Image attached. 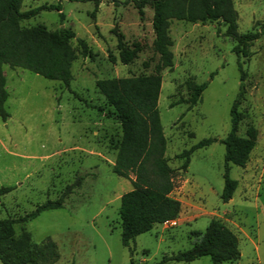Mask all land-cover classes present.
<instances>
[{
    "label": "rangeland",
    "instance_id": "obj_1",
    "mask_svg": "<svg viewBox=\"0 0 264 264\" xmlns=\"http://www.w3.org/2000/svg\"><path fill=\"white\" fill-rule=\"evenodd\" d=\"M233 1L239 32L264 27V0ZM57 3L60 10L42 8L21 24L69 27L91 53L82 55L76 36L71 38L77 56L68 84L3 65L9 115H0V187L10 188L0 192V218L23 215L82 177L61 207L14 223L16 235L27 231L35 242L47 237L56 242L59 257L52 264H159L164 255L192 246L211 217L237 233V258L213 263L202 255L162 264H264V33L238 56L233 50L237 39L225 33L223 21L172 20L173 66L161 71L158 108L165 154L177 169L171 195L180 200V210L174 219L155 223L124 245L120 196L132 185L113 171L121 126L95 80L154 71L153 9L148 2L141 15L134 0H99L97 6L95 0H23L22 9ZM119 32L127 45L137 47V56L127 63L119 58ZM239 60L246 75L238 133L254 125L258 134L246 164L230 163L229 174L238 183L224 201L221 138L230 129V107L241 81ZM203 81L206 87L190 104L189 82ZM208 136L217 140L196 148L187 167L180 168L183 157L177 153Z\"/></svg>",
    "mask_w": 264,
    "mask_h": 264
},
{
    "label": "trees",
    "instance_id": "obj_2",
    "mask_svg": "<svg viewBox=\"0 0 264 264\" xmlns=\"http://www.w3.org/2000/svg\"><path fill=\"white\" fill-rule=\"evenodd\" d=\"M139 13L143 15L144 5L150 3L154 37L153 49L158 53L154 71L125 76L102 77L95 85L104 94L110 113L120 122L121 138L113 163V171L130 179L132 187L120 196L119 215L121 218V239L124 245L139 233L150 230L155 223L175 218L180 210V200L171 195L175 186L176 168L168 162L165 154L166 136L164 134L158 108L162 74L165 67L173 66V38L170 25L173 19L187 21L217 20L226 24L225 33L237 39L233 50L239 56L246 53L244 45L264 33V27L257 30L238 31V11L233 0H134ZM23 0H0V115L3 119L9 115L5 107L8 91L3 65L24 67L50 79H59L69 83L73 77L71 66L77 56L71 38L76 34L73 29L60 25L49 29L42 24L24 26L23 18H28L42 8L61 9L59 3L45 4L22 9ZM99 0H95L97 6ZM61 19L64 14L59 13ZM81 46V54L91 53L87 42L76 36ZM119 58L127 63L137 56V47L125 43L122 33L117 34ZM240 84L230 107V129L221 138L225 145L224 184L221 197L229 200L237 186V179L229 174L230 163L244 166L254 147L258 130L254 125L246 128L245 134L238 133L242 112L238 104L244 93L246 71L241 61ZM214 73L211 72V75ZM190 104H195L207 81L189 82ZM217 140L215 136L203 137L183 148L177 156L183 157L180 168L185 169L191 153L198 147ZM77 177L66 185L65 192L57 198H48L33 210L18 217L0 218V260L4 264H52L59 257L56 242L47 237L41 242L31 239L30 233L23 231L16 235L14 223L27 221L43 209L58 208L73 187L81 183ZM9 186L0 187V192ZM201 237L192 246L166 254L158 262L162 264L170 259L193 260L209 255L213 263L237 258L240 254L237 233L218 217H211L201 232Z\"/></svg>",
    "mask_w": 264,
    "mask_h": 264
},
{
    "label": "crops",
    "instance_id": "obj_3",
    "mask_svg": "<svg viewBox=\"0 0 264 264\" xmlns=\"http://www.w3.org/2000/svg\"><path fill=\"white\" fill-rule=\"evenodd\" d=\"M178 199V198H177ZM231 199V198H230ZM157 224H159V223H157Z\"/></svg>",
    "mask_w": 264,
    "mask_h": 264
},
{
    "label": "built area",
    "instance_id": "obj_4",
    "mask_svg": "<svg viewBox=\"0 0 264 264\" xmlns=\"http://www.w3.org/2000/svg\"><path fill=\"white\" fill-rule=\"evenodd\" d=\"M174 219V218H173ZM172 220V219H171Z\"/></svg>",
    "mask_w": 264,
    "mask_h": 264
}]
</instances>
